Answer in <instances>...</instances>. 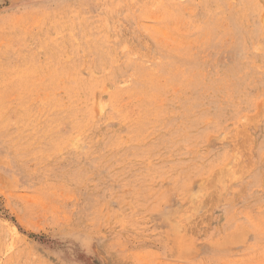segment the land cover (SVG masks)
<instances>
[{"label": "rangeland", "instance_id": "rangeland-1", "mask_svg": "<svg viewBox=\"0 0 264 264\" xmlns=\"http://www.w3.org/2000/svg\"><path fill=\"white\" fill-rule=\"evenodd\" d=\"M0 264H264V0H0Z\"/></svg>", "mask_w": 264, "mask_h": 264}]
</instances>
